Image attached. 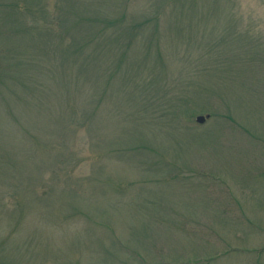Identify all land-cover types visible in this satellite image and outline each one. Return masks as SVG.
<instances>
[{"label":"rangeland","instance_id":"1","mask_svg":"<svg viewBox=\"0 0 264 264\" xmlns=\"http://www.w3.org/2000/svg\"><path fill=\"white\" fill-rule=\"evenodd\" d=\"M0 264H264V0H0Z\"/></svg>","mask_w":264,"mask_h":264},{"label":"water","instance_id":"2","mask_svg":"<svg viewBox=\"0 0 264 264\" xmlns=\"http://www.w3.org/2000/svg\"><path fill=\"white\" fill-rule=\"evenodd\" d=\"M205 117H203V116H198L197 117V119H196V121L198 122V123H203L204 121H205Z\"/></svg>","mask_w":264,"mask_h":264}]
</instances>
